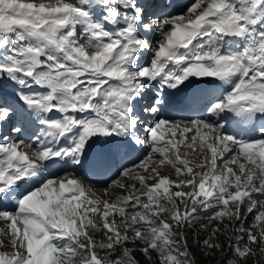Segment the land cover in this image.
Returning a JSON list of instances; mask_svg holds the SVG:
<instances>
[{
	"label": "snow or ice",
	"instance_id": "obj_1",
	"mask_svg": "<svg viewBox=\"0 0 264 264\" xmlns=\"http://www.w3.org/2000/svg\"><path fill=\"white\" fill-rule=\"evenodd\" d=\"M8 84L0 264H197L213 250L246 264L264 251V0H0ZM189 91L194 116L167 115ZM137 152L102 196L81 178L89 153L105 166Z\"/></svg>",
	"mask_w": 264,
	"mask_h": 264
},
{
	"label": "rangeland",
	"instance_id": "obj_2",
	"mask_svg": "<svg viewBox=\"0 0 264 264\" xmlns=\"http://www.w3.org/2000/svg\"><path fill=\"white\" fill-rule=\"evenodd\" d=\"M5 86V85H3ZM13 91H11L12 93ZM9 133H12L11 131H9ZM198 170V169H197ZM172 174L174 176V172L172 169L165 167L164 169L161 170V174L162 175H168V174ZM89 187V186H88ZM105 186H101V187H95L93 190L96 191L98 196H102L103 195V190H104ZM112 200L115 199V197L111 198ZM252 221V217L251 215H249L248 217V223L250 224ZM201 223H209V221H201ZM227 223V222H226ZM200 227V224H197L195 228L191 229L188 232V237H189V246L191 248H193V250H196V246L193 244V234L196 232V230ZM217 227L216 222H211V226L208 228V230L206 232H203L200 236V239L203 240L206 236L209 235V233H211L212 229ZM219 227L221 228V230L223 231L224 229V225H219ZM218 243H227V238L225 237H219L217 241ZM255 248V255L250 256L247 261L246 264H264V251H260L258 247L254 246ZM5 250H10V249H5ZM224 251H228L227 248L224 249ZM153 256L155 257V254H153ZM220 256L221 253L219 251L213 250V254L211 256L207 255V253H205L204 255H199L198 254V259H197V264H219V260H220ZM138 259H143L142 257H137Z\"/></svg>",
	"mask_w": 264,
	"mask_h": 264
},
{
	"label": "bare ground",
	"instance_id": "obj_3",
	"mask_svg": "<svg viewBox=\"0 0 264 264\" xmlns=\"http://www.w3.org/2000/svg\"><path fill=\"white\" fill-rule=\"evenodd\" d=\"M11 91H13V92H15L16 91V89L11 85V84H8V85H5V86H3V85H0V95H5L6 96V98H7V96L9 97V99L7 98V100H8V102L9 103H12L13 102V97H12V93H11ZM1 97V96H0ZM9 135V134H8ZM9 136H11V135H9ZM86 186H89V187H91L92 189H94L91 185H86Z\"/></svg>",
	"mask_w": 264,
	"mask_h": 264
}]
</instances>
